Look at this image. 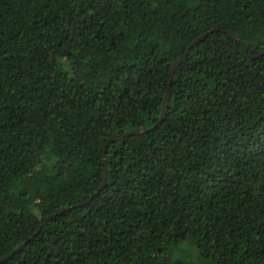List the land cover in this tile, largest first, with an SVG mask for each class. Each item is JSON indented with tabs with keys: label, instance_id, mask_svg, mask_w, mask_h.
<instances>
[{
	"label": "trees",
	"instance_id": "16d2710c",
	"mask_svg": "<svg viewBox=\"0 0 264 264\" xmlns=\"http://www.w3.org/2000/svg\"><path fill=\"white\" fill-rule=\"evenodd\" d=\"M65 207L0 264H264V0H0V258Z\"/></svg>",
	"mask_w": 264,
	"mask_h": 264
},
{
	"label": "water",
	"instance_id": "95a60500",
	"mask_svg": "<svg viewBox=\"0 0 264 264\" xmlns=\"http://www.w3.org/2000/svg\"><path fill=\"white\" fill-rule=\"evenodd\" d=\"M217 30V28H214L212 31H215ZM228 34H230L231 36H233L235 39H237L238 41H240L241 43L244 44V46L248 49V45L245 41H243L238 35H236L235 33H233L232 31H227ZM209 33H205V34H202L200 35L198 38H196L191 44L190 46L187 48V50L178 58V60L173 64L172 68H171V72H170V76H171V81L169 83V87H168V90H167V93H166V96H165V99H164V103H163V109H162V114H161V117L159 119V122L158 123H161L164 121V119L166 118V115H167V111H168V108H169V105H170V100H171V95H172V78L176 72V70L179 68V66L183 63V61L185 60L186 56L189 54V52L191 51V49L196 45L198 44L203 38H205ZM262 54H258V55H253L252 54V57L254 58H257V57H260ZM157 124H155L152 128H148V129H143V128H138L136 130H133V131H127V132H123V133H119V134H116L112 137L109 138L107 144H106V147H105V150H104V163H105V167H104V173H103V182H102V185L100 187V189L104 188V186L106 185L107 183V159H106V150L108 148V146L117 141V140H120L124 137H127V136H130V135H134V134H140V133H145V132H148L150 131L151 129H154L155 127H157ZM69 209V207H65V208H61L59 209L57 212L47 216L44 221L42 222L40 228L37 230V232L35 234H33L32 236H30L27 240H25L23 243H21L17 248H15L12 252H10L9 254L3 256L0 258V262H4L6 260H8L10 257H12L19 249H21L22 247H24L25 245H27V243L29 241H31L40 231L41 229L45 226V224L47 222H49L50 220H52L56 215H58L59 213L63 212L64 210H67Z\"/></svg>",
	"mask_w": 264,
	"mask_h": 264
}]
</instances>
